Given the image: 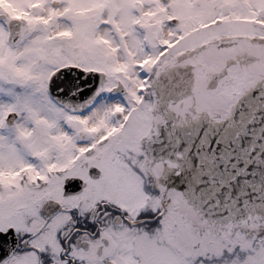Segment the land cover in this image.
Returning a JSON list of instances; mask_svg holds the SVG:
<instances>
[{
    "label": "snow or ice",
    "instance_id": "obj_1",
    "mask_svg": "<svg viewBox=\"0 0 264 264\" xmlns=\"http://www.w3.org/2000/svg\"><path fill=\"white\" fill-rule=\"evenodd\" d=\"M0 264H264V0H0Z\"/></svg>",
    "mask_w": 264,
    "mask_h": 264
}]
</instances>
